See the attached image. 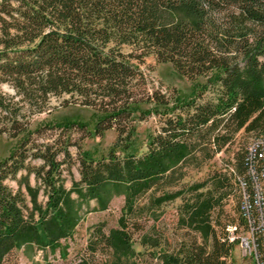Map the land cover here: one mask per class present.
Listing matches in <instances>:
<instances>
[{"label": "trees", "instance_id": "trees-1", "mask_svg": "<svg viewBox=\"0 0 264 264\" xmlns=\"http://www.w3.org/2000/svg\"><path fill=\"white\" fill-rule=\"evenodd\" d=\"M123 45L134 51L123 52ZM146 53L170 63L190 81L203 77L197 93L209 90L212 96L202 102L196 100L200 96L184 100L175 94L170 101L164 94L148 96L155 105H170L166 110L173 113L139 153L132 148L134 126L122 122L137 101L130 88L139 70L131 58L142 61ZM4 82L14 90L12 97L0 92L2 121L11 138L22 131L24 105L42 112L52 97L63 95L68 96L63 104L74 101L99 114L96 133L116 121L117 137L104 157L78 151L79 179L70 189L62 183L64 160L57 159L59 152L69 154L65 147L39 145L29 154L41 164L28 169L26 137L0 161V264H7L20 247L66 256L68 245L62 241L73 235L81 219L80 201L93 199L104 210L111 197L120 194V227L106 234L99 229L89 247L96 250L100 242L115 257L111 264H135L128 259L133 249L125 219L144 212L139 198L150 189L179 182L185 166L199 165L226 149L239 132L264 135V0H0ZM74 124L58 126L68 129ZM235 163L232 176L239 199L236 177L250 188L245 150ZM21 169L33 172L36 184H29L26 174L13 190L4 181ZM228 182L226 173H218L210 186L188 187L181 220L204 243L182 241L174 252L162 253L160 264H226L233 243L225 229L217 237L209 213L220 206ZM40 192L44 201L38 198ZM183 193L180 189L150 197L146 210ZM87 263L81 259L77 264Z\"/></svg>", "mask_w": 264, "mask_h": 264}, {"label": "rangeland", "instance_id": "rangeland-1", "mask_svg": "<svg viewBox=\"0 0 264 264\" xmlns=\"http://www.w3.org/2000/svg\"><path fill=\"white\" fill-rule=\"evenodd\" d=\"M121 49L126 53L134 51L133 47L128 45H123ZM141 60L137 61L131 58V62L139 70L138 78L132 82L130 88L137 101L132 103V114L124 121L122 120V124L127 127L134 126L132 148L139 153L146 151V142L150 134L159 132L164 124L163 119L166 116H172L173 113L166 110L171 107L170 105L167 107L155 105L148 96L153 93L164 94V98L169 101L175 94L184 100L200 96L196 99L198 102L212 96L209 90L199 95L197 93L200 90L199 86L204 82L203 77L190 81L178 74L170 63L155 60L151 53H146ZM0 92L6 97L14 96L13 88L5 82L0 83ZM67 97L66 95L52 97L47 108L42 112L33 111L24 105L21 110L24 117L19 119L22 131L13 138L8 135L7 126L2 121L3 113L0 111V161L8 158L13 149L18 148V145L26 137L29 139L28 144L24 147L28 154L25 160L28 169L41 164L40 159L29 154L39 145L47 143L61 149L65 147L69 154L65 155L59 152L57 159L64 160L60 165L62 183L65 188L70 189L74 180L79 179V150L88 152L96 159L106 156L108 149L117 137L116 121L111 123V127L103 128L101 133H96L94 126L99 119V114L91 107L82 106L74 101L63 104L62 100ZM13 99L17 100L18 97L15 96ZM165 112L166 114H164ZM66 121L78 123L68 129L58 126L59 122ZM24 122H27V125ZM81 124H84V127H81ZM251 137H253L252 134L239 132L226 149L214 152L199 165L185 166L184 175L179 182L162 187L160 190L150 189L139 198V206L144 207V212L136 217L128 216L125 219L133 249L128 258L130 261L135 264H160L162 253L174 252L182 241L196 239L198 242L204 243L202 236L181 220V205L184 199L190 196L187 192L189 186L195 185V183H204L205 186H210L213 175L218 173H226L229 182L226 183V188L223 190L226 194L221 200L220 206H216L209 213V223L213 225L217 237L221 236L228 224L241 226L238 195L232 169L236 164V157L244 152ZM26 174H28L29 184L35 185L34 173L25 169L19 170L14 178H7L4 182L13 190L17 189L20 186L18 180ZM21 189L26 195L25 187L21 186ZM180 189L184 190L183 195L146 210L150 197H156L165 191L174 192ZM71 196L80 201L76 194L71 193ZM38 198L45 200L42 192ZM123 203L124 196L122 194L113 195L104 210L98 209L93 199L80 201L81 219L76 224L73 235L62 241L68 245L66 256L61 258L58 251L50 253L47 249L20 247L7 258V264H45L47 262L49 264H77L81 259H86L87 264H111L115 257H112L100 242L97 243L96 250H92L89 244L99 229L106 234L109 229L120 227L118 219L122 215ZM242 231V229H238L236 234H242ZM209 245L210 239L207 241V247ZM229 253L226 264H253L248 257L241 253L237 242L232 244Z\"/></svg>", "mask_w": 264, "mask_h": 264}, {"label": "built area", "instance_id": "built-area-1", "mask_svg": "<svg viewBox=\"0 0 264 264\" xmlns=\"http://www.w3.org/2000/svg\"><path fill=\"white\" fill-rule=\"evenodd\" d=\"M249 163L250 188L237 178L239 188V224L226 226V238L237 242L241 253L253 264H264V135H254L245 146ZM242 234L237 235V230Z\"/></svg>", "mask_w": 264, "mask_h": 264}]
</instances>
